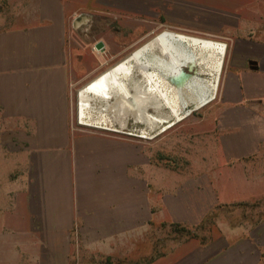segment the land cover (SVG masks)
<instances>
[{"label": "crops", "instance_id": "obj_1", "mask_svg": "<svg viewBox=\"0 0 264 264\" xmlns=\"http://www.w3.org/2000/svg\"><path fill=\"white\" fill-rule=\"evenodd\" d=\"M79 13L88 19L74 23ZM160 15L168 23L208 33L222 30L227 37L219 92L223 126L233 117H263L264 0H0V163L9 165L14 182L13 202L1 228L24 238L17 242L118 243L121 250L137 228L154 224L147 203L142 210L137 207L141 222L139 214V222L129 217L126 152L119 155L123 173L113 177L112 147L117 143L101 132L76 133L81 125L74 104L78 95L84 127L105 128L113 102L127 99L126 60L132 53L95 76L122 51L119 47L111 53V45L94 34L99 21L119 19L126 27L127 20H159ZM99 39L103 50L94 48ZM185 44L190 53L197 46ZM222 58L223 53L221 65ZM122 108L116 104L114 113L127 115ZM240 145L251 146L247 141ZM140 243L153 254V241ZM255 248L239 246L234 261H259Z\"/></svg>", "mask_w": 264, "mask_h": 264}, {"label": "rangeland", "instance_id": "obj_2", "mask_svg": "<svg viewBox=\"0 0 264 264\" xmlns=\"http://www.w3.org/2000/svg\"><path fill=\"white\" fill-rule=\"evenodd\" d=\"M161 15L159 20H127L126 27L119 25V19L99 21L94 34L111 45V53L119 47L122 51L95 76L124 60L155 34L175 31L223 43L217 81L214 72L196 73L202 84L215 87V96L191 111L194 107L189 104L180 111L182 117L178 122L169 126V122L160 123L166 127L163 130L150 128L121 111V115L118 112L113 119H106L105 128L79 126L75 131L83 136L101 132L117 143L112 147L113 177L123 173L125 165L123 162L120 171L119 155L126 152L129 217L136 219L139 214L141 222V210L147 203L153 210L154 224L149 221L146 227L137 228L136 234L129 235L121 244V250L118 243L87 244L73 240L70 244L51 246L17 242L24 238L1 228L13 202L14 182L9 165L0 163V264H238L232 255L236 256L239 246H256L260 254L259 261L246 258L243 264H264V115L248 116L249 122L246 117H233L228 126H223L224 105L219 92L227 37L222 30L208 33L183 23H168ZM134 79L140 82L138 75ZM127 83L133 91L134 84ZM175 100L178 104L177 97ZM256 140L259 141L253 146ZM244 141L251 146H241ZM129 222L135 226V221ZM173 223L198 238L186 239L171 232ZM146 239L153 241V254L145 253V246L140 243Z\"/></svg>", "mask_w": 264, "mask_h": 264}, {"label": "bare ground", "instance_id": "obj_3", "mask_svg": "<svg viewBox=\"0 0 264 264\" xmlns=\"http://www.w3.org/2000/svg\"><path fill=\"white\" fill-rule=\"evenodd\" d=\"M183 42L197 43L193 52L189 53L186 58H182L180 54ZM222 49L223 43L219 41L212 43L210 40L185 36L167 30L161 31L132 52L131 55L140 60L133 59L131 56L126 60L128 77L138 75L140 82L136 81L133 91L129 88L127 99L124 98V104H120L119 101L113 102V104L115 106L117 104L118 108L121 105L123 111L126 110L134 118L141 119L150 128L163 130L166 127L160 126V123L169 122V126L178 122L182 117L180 111L186 105L191 104L193 107H199L215 95V87L202 84L196 73L198 71L214 72L216 82L221 70ZM216 55L219 57L217 62L213 60ZM202 65L210 68L202 70ZM182 66L188 68L189 72L180 74L179 70ZM176 90L186 91L190 100L184 103L179 101L180 104H177L174 94ZM137 94L141 96L129 99ZM114 105L111 119L115 117ZM161 105L165 108L158 107Z\"/></svg>", "mask_w": 264, "mask_h": 264}, {"label": "flooded vegetation", "instance_id": "obj_4", "mask_svg": "<svg viewBox=\"0 0 264 264\" xmlns=\"http://www.w3.org/2000/svg\"><path fill=\"white\" fill-rule=\"evenodd\" d=\"M189 47L185 44V42L182 43L181 47H180V54L182 55V58H186L188 57L189 54ZM185 67V66H184ZM131 82L135 85L136 83V79H134V77H128V82ZM129 87V86H128ZM174 94L176 95V97L178 98V100L180 101V103H184L185 101L190 100L189 94L186 91L183 90H176L174 91ZM188 105H186L183 109H185ZM132 116V115H131ZM133 117V116H132ZM134 118V117H133ZM134 120H140L138 118H134ZM144 122V121H143Z\"/></svg>", "mask_w": 264, "mask_h": 264}, {"label": "water", "instance_id": "obj_5", "mask_svg": "<svg viewBox=\"0 0 264 264\" xmlns=\"http://www.w3.org/2000/svg\"><path fill=\"white\" fill-rule=\"evenodd\" d=\"M85 19H88V15H87L86 13H79V14L75 17L74 23H77V22H80V21H84ZM103 46H104V45H103V41L100 40V39L97 40V41L94 43V48L97 49V50H103ZM184 72H189L188 68H186V69L183 68V69H180V70H179V73H180V74H183ZM214 96H215V95H214ZM214 96H213V97H214ZM213 97H212V98H213ZM212 98H211V99H212ZM211 99H209V100H211ZM209 100H208V101H209ZM208 101H206V102H208ZM206 102H205V103H206ZM205 103H204V104H205ZM196 108H197V107L191 108L190 111H191L192 109H196Z\"/></svg>", "mask_w": 264, "mask_h": 264}, {"label": "trees", "instance_id": "obj_6", "mask_svg": "<svg viewBox=\"0 0 264 264\" xmlns=\"http://www.w3.org/2000/svg\"><path fill=\"white\" fill-rule=\"evenodd\" d=\"M171 225L174 226L172 228V231L171 232L177 233L180 236L183 235V237L186 238V239L192 238V237H197L198 238V235L197 234L190 233V231L187 228L181 227V226L177 227V223H173Z\"/></svg>", "mask_w": 264, "mask_h": 264}, {"label": "built area", "instance_id": "obj_7", "mask_svg": "<svg viewBox=\"0 0 264 264\" xmlns=\"http://www.w3.org/2000/svg\"><path fill=\"white\" fill-rule=\"evenodd\" d=\"M78 95L75 96V104H74V118H75V121L77 124L83 126L80 121H79V113H78V110H79V105H78Z\"/></svg>", "mask_w": 264, "mask_h": 264}]
</instances>
